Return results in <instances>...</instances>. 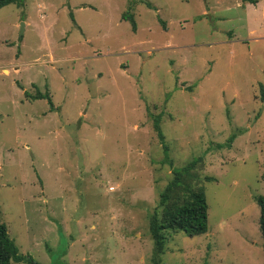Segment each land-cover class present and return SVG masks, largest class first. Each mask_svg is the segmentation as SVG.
<instances>
[{
	"label": "rangeland",
	"instance_id": "1",
	"mask_svg": "<svg viewBox=\"0 0 264 264\" xmlns=\"http://www.w3.org/2000/svg\"><path fill=\"white\" fill-rule=\"evenodd\" d=\"M245 3L0 8V218L21 255L154 264L149 217L200 158L208 232L169 235L162 264H264V0Z\"/></svg>",
	"mask_w": 264,
	"mask_h": 264
},
{
	"label": "trees",
	"instance_id": "2",
	"mask_svg": "<svg viewBox=\"0 0 264 264\" xmlns=\"http://www.w3.org/2000/svg\"><path fill=\"white\" fill-rule=\"evenodd\" d=\"M10 4L21 7L24 5V0H0V8ZM145 5L152 9L151 4L145 3ZM122 18L131 23L133 31L136 30V23L131 14H123ZM261 92L264 98V90ZM34 99H46L53 108L47 95L39 93L36 94ZM153 127L163 149L167 151L168 148L165 145L164 135L161 131L159 116L155 117ZM233 138L234 136L229 138V144L233 141ZM218 147L222 146L219 145ZM200 162L201 159L197 158L183 168L173 170L171 180L159 194L158 205L149 217V234L154 246V264H162L161 256L164 254L169 235L183 232L189 237H195L205 235L208 232V205L203 182L198 173V163ZM170 165L172 166V163ZM204 180L214 181L210 177ZM255 199L260 211L257 223L264 255V197L257 196ZM12 262L40 264L30 255H21L18 252L9 236L7 226L0 218V264H11Z\"/></svg>",
	"mask_w": 264,
	"mask_h": 264
},
{
	"label": "crops",
	"instance_id": "3",
	"mask_svg": "<svg viewBox=\"0 0 264 264\" xmlns=\"http://www.w3.org/2000/svg\"><path fill=\"white\" fill-rule=\"evenodd\" d=\"M245 5L246 6H249V5L257 6V8H261L263 6L262 3H260V0H246Z\"/></svg>",
	"mask_w": 264,
	"mask_h": 264
}]
</instances>
